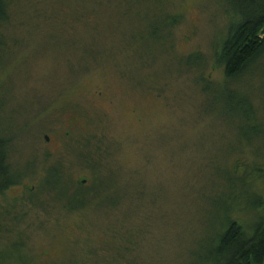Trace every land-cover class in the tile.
Listing matches in <instances>:
<instances>
[{
  "label": "rangeland",
  "instance_id": "1",
  "mask_svg": "<svg viewBox=\"0 0 264 264\" xmlns=\"http://www.w3.org/2000/svg\"><path fill=\"white\" fill-rule=\"evenodd\" d=\"M14 11L0 128L21 183L0 195V264H185L234 166L264 167V138H241L223 94L225 7L19 0ZM229 83L262 122L264 59ZM252 188L263 193L264 179Z\"/></svg>",
  "mask_w": 264,
  "mask_h": 264
},
{
  "label": "trees",
  "instance_id": "2",
  "mask_svg": "<svg viewBox=\"0 0 264 264\" xmlns=\"http://www.w3.org/2000/svg\"><path fill=\"white\" fill-rule=\"evenodd\" d=\"M18 1L0 0V43H5L2 29L14 19ZM219 1L227 16L226 34L217 52V65L223 68L228 83L223 94L228 95L229 111L243 119L239 128L241 138L250 142L264 138V120H258L249 101L230 89L229 82L252 72L264 59V0ZM177 19L168 18V22ZM157 26L153 29L155 34L159 31ZM11 142V137L0 128V195L21 183V175L12 170L10 163ZM249 168L238 163L232 175L227 176L231 194L213 197L210 220L215 226L207 238L200 240L185 264H264V192L252 188L264 179V167L255 164ZM61 177L55 170L47 184L58 187ZM236 181L239 189H236ZM77 196L73 195L72 201L78 205L81 199ZM239 213L250 215V222L247 224L234 217Z\"/></svg>",
  "mask_w": 264,
  "mask_h": 264
},
{
  "label": "flooded vegetation",
  "instance_id": "3",
  "mask_svg": "<svg viewBox=\"0 0 264 264\" xmlns=\"http://www.w3.org/2000/svg\"><path fill=\"white\" fill-rule=\"evenodd\" d=\"M49 138V137H48ZM86 183V180H83Z\"/></svg>",
  "mask_w": 264,
  "mask_h": 264
},
{
  "label": "water",
  "instance_id": "4",
  "mask_svg": "<svg viewBox=\"0 0 264 264\" xmlns=\"http://www.w3.org/2000/svg\"><path fill=\"white\" fill-rule=\"evenodd\" d=\"M47 140H49V138L47 137Z\"/></svg>",
  "mask_w": 264,
  "mask_h": 264
}]
</instances>
